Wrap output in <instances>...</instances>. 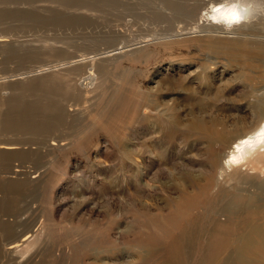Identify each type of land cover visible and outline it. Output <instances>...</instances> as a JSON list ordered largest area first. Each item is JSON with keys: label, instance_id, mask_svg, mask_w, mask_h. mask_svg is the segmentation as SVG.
Returning <instances> with one entry per match:
<instances>
[{"label": "rangeland", "instance_id": "374dc122", "mask_svg": "<svg viewBox=\"0 0 264 264\" xmlns=\"http://www.w3.org/2000/svg\"><path fill=\"white\" fill-rule=\"evenodd\" d=\"M213 1L0 0V36L9 39L0 43V113L24 117L11 132L0 122V141L13 136L25 143L16 154L0 153V208L27 215L43 232L21 264H160L162 251L141 246L165 238L157 221L170 214L184 170L199 169L214 135L175 123L190 121L189 108L199 103L179 100L187 94L180 83L196 93L199 67L225 69L234 101H201L206 108L241 106L252 91L250 81H235L248 72L237 64L249 61L233 56L227 66H212L204 38L194 32ZM112 50L118 53L109 57ZM92 58L97 88L84 93L78 87ZM62 67L70 77H52ZM149 102L164 117L144 114ZM210 114L226 116L212 109L200 117L208 121ZM53 136L68 140L51 147ZM174 256L161 258L200 259ZM0 264L12 262L0 255Z\"/></svg>", "mask_w": 264, "mask_h": 264}, {"label": "bare ground", "instance_id": "6f19581e", "mask_svg": "<svg viewBox=\"0 0 264 264\" xmlns=\"http://www.w3.org/2000/svg\"><path fill=\"white\" fill-rule=\"evenodd\" d=\"M213 2L214 4L206 8L201 15V23L194 32L200 39L204 38V46L210 52L207 56L212 66L216 67L220 61H225L223 64L227 66L233 56L249 61L237 64L248 72L242 75V71L241 77L235 81H250L252 91L250 94L246 93L244 99L242 96L244 103L241 106L228 103L220 108L213 103L205 104L209 106L206 108L200 105L201 101H234L232 94H228L234 88L233 80L224 77L225 69L217 72L218 69L213 71L211 66L199 67L196 93H192L187 84L180 83L187 94L180 96L179 100H196L199 103L189 108L193 116L190 121L175 120V123L196 129L200 134L214 135L209 139L206 158L199 169L193 166L194 169L184 170L181 177L183 182L176 187L180 192L179 198L171 199L170 205L167 206L170 214L157 221L159 234L165 238L171 236L172 239L165 240L163 244L160 241L165 238L160 240L153 236L149 238V245L141 246L147 249L149 254L158 249L162 251L158 257L160 264H172L171 259H162V255L167 258L171 255L172 258L174 254L182 260L185 257H196L198 253L200 259L197 264H264V32L260 27L264 26V0ZM8 40L7 37L0 36V43H6ZM108 53L111 57L118 52L112 50ZM256 56L260 57L259 61L262 63L255 61ZM96 62L95 58L84 62L88 70L84 71L87 75L79 83L81 86L78 89L81 92H93L97 88L98 78L94 73ZM55 70L58 71L52 77L63 79L72 74V70L65 67ZM2 100L7 101L6 98ZM1 104L3 105L2 102ZM143 108L146 115L150 111H157L163 116L166 112L154 107L152 102L146 103ZM212 109L225 112L226 116L220 119L210 114L208 121L200 117L201 113H209ZM74 110L77 111L75 106H72L70 112ZM23 118L14 121L7 114L0 113L1 124L9 128L10 132L12 127L23 125ZM25 119H29V116ZM6 128L5 131H9ZM17 139L12 136L1 140L0 153L16 154L14 151L25 144ZM66 140L67 137L53 136L49 145L62 146ZM16 171V175H22V170ZM39 176L35 172L31 178L39 179ZM1 189L0 194L4 195ZM165 207L159 210L166 211ZM8 209L0 208V255L12 264H21L36 248L35 245L41 240L43 232H37V222L30 223L27 215L13 214L15 210L8 212ZM195 210L196 213L193 212ZM171 229L177 232L171 235ZM152 242H156L158 247L151 246Z\"/></svg>", "mask_w": 264, "mask_h": 264}]
</instances>
